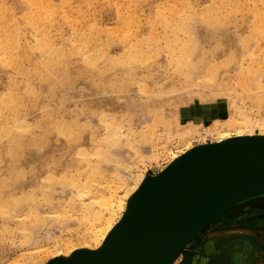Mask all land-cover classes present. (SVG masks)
Segmentation results:
<instances>
[{"label": "bare ground", "instance_id": "bare-ground-1", "mask_svg": "<svg viewBox=\"0 0 264 264\" xmlns=\"http://www.w3.org/2000/svg\"><path fill=\"white\" fill-rule=\"evenodd\" d=\"M26 1L31 9L37 8L28 18L35 31L33 36L17 37L19 34L13 30V19H10L13 12L0 6V87L6 74L10 78L9 85H5L6 90L0 93V216L5 220L4 224H0L1 242L7 238L5 233L18 232L26 246L28 244L37 250L46 243L56 244L55 254L51 260H46V264H92L97 255L111 246L143 190L157 186L193 152L239 140L264 138V43H260V40L254 42L251 36L239 33L243 25L239 29V24L234 23L237 29H226L232 24L233 13H237V8H233L236 0L225 9L209 5L201 13L194 10L197 0H181L185 13L181 21L170 28V31L175 32L166 43L169 50L167 54L171 57V70L165 76V83L172 92L166 90L168 94L164 95L189 94L195 102L216 101L218 105L206 110L207 114L210 118L224 121H217L211 127L217 139L195 146L191 141L200 131L192 126L182 128L178 114H171L173 109H169V106L172 104L165 103V108L157 105L155 96L158 99L162 92L158 91V95L151 86L147 87V79L152 76L137 77L139 70L161 65L160 56L151 47L158 44L154 31L165 22L153 16L154 23L150 24L144 42L139 39L140 25L133 35L138 38L128 39L127 34L124 41L120 42L122 51L110 55L108 50L91 47L86 39L76 37V31L64 33L57 27L50 28L48 22L52 23V16H43L37 26L38 23H34L36 17L47 11L50 1ZM134 4L135 0H127L119 6L118 12L135 11ZM171 6L165 7V10L171 11ZM135 17V12H131L130 22L139 24ZM252 17L256 23H264V10ZM197 18L202 27L198 26ZM95 25L94 21L92 26ZM249 35H253V31ZM69 36L73 38L68 39ZM22 43L25 45L21 46ZM239 50L242 53L245 51L241 57ZM243 55L245 63L242 61L240 64ZM232 70L235 71L234 76H229ZM10 71L22 75V89L13 87L18 86V80ZM93 77L100 78L99 82L93 81ZM109 77H112L111 80H105ZM46 82H52L57 87L46 85L47 88H44ZM135 87L139 92L137 96L149 95L147 100L154 107L144 123L147 130L139 135L140 143L150 145L147 153L136 145L137 136L133 135L134 123L130 118L133 114L130 117H127L129 114L114 115L117 110L125 112V105L129 103L128 96L124 94ZM71 97L94 98L109 108L108 113H102V117H99L98 122L103 127L100 135L98 129L90 127V122L87 124L79 118L81 122H75V130L66 116L57 115L55 108ZM139 99L143 100L141 97ZM23 108L30 111L40 108L45 117L29 122L22 114ZM62 108L64 111L65 106ZM34 114L38 115L36 112ZM159 126H163L165 146L162 145L163 137L157 133ZM255 126L261 128L260 132L253 130ZM173 139L176 140L175 145V142L166 144ZM144 155L149 160L162 156H168L170 160L158 173L142 174L136 160ZM226 164L254 168L261 163L253 159H239ZM73 168L81 173V181L72 176ZM184 188V184L175 188L174 197L180 195ZM216 191L213 189L205 197L197 213L198 218L212 203ZM250 207L261 209L255 214H264V191L250 194L214 215L211 223L209 221L203 225L186 244L176 248L168 264H187L199 255L196 264H229L233 245L230 233L234 229L240 230L239 235L242 237L250 234V238L264 241V219L261 217L248 219L247 226L251 228L242 225L245 224L243 219L240 225L231 222L230 214L234 209L240 210L244 216H254ZM68 208L78 222L75 225L80 226L81 238L78 243L69 238L62 244L57 239L60 235L48 227L52 222L65 224ZM53 213L58 216L55 217ZM10 221L16 223L15 228L14 225H10L11 228L7 226ZM204 228L211 230L209 234L212 236L201 244L196 242L195 236ZM202 250H207V254ZM215 251L219 253L215 254ZM263 263L261 256H258L251 264ZM100 264H112L111 255L107 253Z\"/></svg>", "mask_w": 264, "mask_h": 264}, {"label": "rangeland", "instance_id": "rangeland-1", "mask_svg": "<svg viewBox=\"0 0 264 264\" xmlns=\"http://www.w3.org/2000/svg\"><path fill=\"white\" fill-rule=\"evenodd\" d=\"M49 1H50V6L47 8V11H44L40 16H37L36 20L34 21V23H38L37 26H39V24L41 23V18L43 16H47V17L52 16L53 18L50 20L52 21V23L48 22L50 28L57 27V30L64 32V33L66 32L68 33L70 31H76L75 33L76 37H79V38L82 37L83 39H86L88 44L91 45V47L96 46L104 50H108L110 55H115L122 51L123 46L120 42L124 41L127 34H128V39L130 38L137 39L138 37H133V35L136 34V31L138 29H140V25H141V29H140L141 36L139 37V39L140 41L144 42L143 38H145L148 35L150 24L154 23L153 18H152L153 16H156V18L158 17L157 18L158 21L159 19H161L162 22H165L164 25L163 24L161 26L158 25V29L154 31L155 34L157 35L156 41L158 42V44L151 47V48L156 49L155 52L160 56L161 65H159V67H156L155 65L149 66L148 69L146 68V70L144 69L143 71L141 69L138 71L137 77L146 76V75L152 76L153 78L149 77L147 79V81L149 82L147 83L148 84L147 87L151 86L150 88H152L155 91V94L157 93L159 95V92H162V95L161 94L159 95V97L161 96V99H159V97L157 99L156 98L157 96H155L157 105H160L161 106L160 108H165L166 106L165 103L166 104L168 103V105L172 104V106L171 105L169 106V109L170 108L173 109L172 110L173 112H171V114H175V113L178 114L177 116L180 120L182 128L192 126L193 128L195 129L197 128L200 131L199 132L200 134L197 135L198 137L195 136V138H193L191 141L193 146L198 145L203 142L214 141L215 139H217V135L211 131V129H213L211 127H213L217 121H220V120L222 122L224 121L219 118H210L207 114L208 110H211L218 105L216 101L204 100L205 102L204 101L195 102L192 99V97H190L189 94H185V95L179 94L178 95L176 92H175L176 93L175 96L173 95L174 93H171L170 94L171 96L167 95L168 97L164 95L167 92H172L169 89V85L165 83V76L169 75L170 70H171V67L169 65L170 64L169 60L171 59V57H170V54H167L169 50L166 47V43L169 40H171V38L173 37V33L175 32V30L173 32L170 31V28H173V26L178 24L183 18V15L185 13V8L183 7V4H181L182 3L181 0H135L134 6L136 7V10L131 11V12H133V14L135 12V16H136L135 20L138 21L139 24L130 22V19H131L130 11L125 12V13L118 12L119 6H122V4L127 2V0H49ZM233 1L234 0H225L224 2L220 0H197V2L194 5V8H195L194 10L198 13H201V11H204L205 8L208 7L209 5H213L217 8L225 9V7L230 6L233 3ZM170 5H172L171 6L172 10L171 11L165 10V7L170 6ZM0 6H3L6 9L13 12L11 14L10 19H13V21H11V25L14 24L13 30L19 34L17 35V37L19 36L24 37V36H30V35L33 36V34H35V31L32 29V26L28 22V18L34 12H36L37 8L31 9L28 6L26 0H0ZM233 8H237V11H235L237 13L236 14L233 13L234 16H232L233 17L232 24H229L226 29L235 30L236 26L234 25V23L236 25L239 24L237 25V28L239 29L241 28L239 26L243 25L239 33H244L248 36H251V39L254 42L255 41L258 42V40H260V43H264V23H260V22L256 23L254 17H252L253 14L257 15L258 12L264 10V0H236V5ZM248 15L249 17L247 18ZM244 19H247V20L244 21ZM198 20L199 19L197 18L196 21L198 23V26H200L201 21H198ZM45 21L46 19L44 20V22ZM94 21L96 22V25L92 26V23ZM126 22H128V24H126ZM200 27H202V25ZM252 31H253V35H249ZM244 34H239V35L244 36ZM246 35L245 37H248ZM11 37L13 38L14 35L12 34ZM56 37L59 38L58 36ZM71 37L73 38V36H69L68 39H71ZM23 45L25 44L22 43L21 46ZM240 50H239L240 52L239 57H241L242 54H245V51L244 53H242ZM242 50H243V46H242ZM22 56L25 59V66L27 67L28 63L26 60V56L24 54ZM241 59L243 60L238 59V61L239 60L241 61V62L239 61L240 64H242V61L243 63H245V56ZM9 73L13 77L17 78L16 80H18V86L15 85L13 87H16L19 90L22 89L23 88L22 86L23 80L21 78L22 75L18 74L16 71H13V72L10 71ZM234 73H235L234 70L230 71L229 76H232V74L234 76ZM110 78L112 77L106 78L105 80H111ZM9 79H10L9 74H6L3 81L1 82L2 86L0 87V93L3 90H6L5 85L7 84L9 85V81H10ZM99 80L100 78L95 77L94 79L93 77V81L95 82L97 81L96 83H98ZM230 83L232 84V81ZM46 85L49 87L50 86L57 87L52 82H46L44 88H47ZM158 85L160 86L158 87ZM114 93H116L115 90H114ZM137 94H139V92L136 89V87L132 91H129L126 94H124L125 97L128 96L126 98L128 100L127 102L129 103V104L125 103L126 104L125 106H127V109H124L126 113L125 112L123 113L122 110H117L115 111L117 115L116 114L114 115L118 117L124 114H129L127 117H130V114H133V117L131 116L130 118L133 120V123L135 124V125L133 124L132 127H134L133 135L135 134L137 136L135 140L136 145L141 146V151H145L147 153L150 151V145L148 146V144H145L144 142L140 143L139 135L143 134L144 130L145 131L147 130V127L146 125H144V123L146 124V119L149 117L150 111L151 109H154V107L149 104L148 102L149 99L147 100V98H149V95L144 94V92H143L144 95L140 94L143 97L140 95L137 96ZM138 97L139 98L141 97L143 100H140ZM172 100L173 102H171ZM180 100L181 102L182 101L183 102L181 103ZM45 103H46V100H45ZM63 106H65L64 111L62 108ZM85 108L88 110H86ZM55 109L59 117L66 116V118L72 123V126L75 130L77 128L76 123L81 122L82 120L84 122H87V124L89 122L92 123L93 126L92 125L91 126L89 125V126L93 127V129H98L97 131L99 135L101 132H103V127L98 122L100 121L99 117H102L101 115L102 113H105V112L108 113L110 111L109 108H107V106L102 101H97L94 98H79V97H71L70 99H68V101L62 103L59 107ZM82 110L85 112H83ZM21 111H22V114L25 115L26 119L32 123L40 118L43 119L45 117L44 112L40 108H37L34 111H30L29 109L23 108ZM128 111H131V112L128 113ZM35 112L36 114H38L37 116L34 114ZM98 114H100V116H97ZM94 115L96 117H92ZM89 118H90V121H89ZM76 119L78 120L76 121ZM206 127L208 128L206 129ZM157 129H158L157 130L158 135H160V137H163L162 140H164L162 145L165 146V133L163 131V126H159ZM135 130H137L139 133H137V131L135 132ZM253 130L256 132H260L261 128L258 126H255ZM204 132H205V135L203 134ZM147 134H148V131H147ZM173 142H175L174 143L175 145L176 144L175 139H173L171 142H168L166 144L169 145ZM169 160L170 159L168 156L158 157L157 159L152 158L151 160H149L147 158V155L146 156L144 155L143 157L140 156V159H137L136 161H138V169H141L142 174H145L147 172L151 174H155L161 171L162 168L165 167L169 163ZM74 170L71 169L72 176L75 177V179H78L79 181H81L83 179L81 173L78 172L76 169ZM121 195H124V194H121ZM250 208H251V211H253L252 213L254 216H250V215L244 216L245 214H243L240 210L237 211V209H234L233 212L230 214L231 222L235 224L237 223V225H240L243 222H245V224H242V225H244L245 227L251 228L247 226L248 219L256 218L255 216L261 217L262 219H264V214H255V211L259 213L261 209L259 210L256 207H250ZM66 211L68 213H67L65 224L60 223L58 225V223L52 222L53 224L50 223L51 226L49 225L47 226H49L48 227L49 230H51L52 232H55L56 235H60V237H58L57 239H59L61 243L62 242L64 243L66 239H69V238L73 240L74 242L76 241V243H78L81 238V235H80L81 230L79 228L80 226L78 224L75 225V222L76 223L78 222L74 219L73 212L69 208ZM53 215L55 217L58 216L56 213H53ZM221 219H223V217ZM242 219H243V222H240L242 221ZM4 223H5L4 218L0 216V224H4ZM209 223H211V221ZM7 224H8L7 226H9L10 228L12 225H14V227L12 226L13 228H15L16 226V223L14 221H10ZM69 224L70 225L73 224V226H71L72 228H70ZM60 225L62 226L64 225V226L62 227ZM66 225H68L69 227ZM206 228H208V226H206ZM46 229L47 227L44 228V230ZM208 229L204 228V230L202 231L200 230L201 232H198V235L195 236L196 242L203 244L206 242L207 239H210L212 235L210 236L209 233L211 230H208ZM240 232H241L240 230L236 231L234 229L232 233L230 232L227 233V234L230 233V235L232 234L230 237V242L231 243L236 242L235 245L233 244L230 249L229 257L231 261L229 262V264H244V262L242 263V259H243L242 256L247 253V249L251 248V247L246 246L245 242L242 241L244 239L242 238L236 239L237 236H241V235H237V234H241ZM5 234L7 238L4 239V241L2 242L0 240V243H1L0 264H39V263L43 264L42 262L46 264L49 260H51V257H53V255L55 254L54 253L56 249L55 243H51V244L46 243L47 246L44 245L43 248H41L40 250H37L33 246H30L28 244L26 246V243L24 244L21 241V235L18 232H15V234H8V233H5ZM248 236H250V234H248ZM223 237L225 239L226 235L224 234ZM251 240H252L253 246H255L258 249H261V253H262L261 258L264 259V241L260 240L259 238L258 239L252 238ZM32 249H35V251H32ZM197 250H199V248ZM202 252H205L207 254V250L206 251L202 250ZM218 253L219 251L217 252L215 251V254H218ZM198 257L190 259L187 264H196ZM244 258L246 259V256H244ZM66 261L67 260H65V262Z\"/></svg>", "mask_w": 264, "mask_h": 264}, {"label": "water", "instance_id": "water-1", "mask_svg": "<svg viewBox=\"0 0 264 264\" xmlns=\"http://www.w3.org/2000/svg\"><path fill=\"white\" fill-rule=\"evenodd\" d=\"M239 159L261 164L254 168L226 164ZM182 184L184 191L174 197V189ZM213 189L217 191L212 203L198 218L202 202ZM260 191H264V138L195 151L157 186L143 190L111 246L92 264H100L107 253L112 264H168L176 248L214 215Z\"/></svg>", "mask_w": 264, "mask_h": 264}, {"label": "crops", "instance_id": "crops-1", "mask_svg": "<svg viewBox=\"0 0 264 264\" xmlns=\"http://www.w3.org/2000/svg\"><path fill=\"white\" fill-rule=\"evenodd\" d=\"M234 235V234H233ZM237 235H239V234H237ZM240 237H242V236H237L236 237V239H241ZM242 239H245V240H242L243 242H245V244H246V246H248V247H251L250 249H247V253L245 254V255H243L242 257H243V259H242V263L244 262H247L248 260H247V258L250 256V257H252V258H254V256H261L262 255V253H261V249H258V248H256L255 246H253L252 244V241H251V239L252 238H250L249 236H243L242 237ZM236 243V242H235ZM235 243H233L234 245H235ZM244 256H246V259L244 258ZM262 257V256H261ZM258 258V257H257ZM263 259V258H262ZM264 260V259H263ZM249 262H250V260H249ZM200 263V262H199Z\"/></svg>", "mask_w": 264, "mask_h": 264}, {"label": "flooded vegetation", "instance_id": "flooded-vegetation-1", "mask_svg": "<svg viewBox=\"0 0 264 264\" xmlns=\"http://www.w3.org/2000/svg\"><path fill=\"white\" fill-rule=\"evenodd\" d=\"M258 256V255H257ZM257 256H254V258H252V257H248L247 258V262H245L244 264H251L252 262H255L256 261V258H257ZM249 260H250V262H249ZM264 261V260H263ZM264 264V263H263Z\"/></svg>", "mask_w": 264, "mask_h": 264}]
</instances>
